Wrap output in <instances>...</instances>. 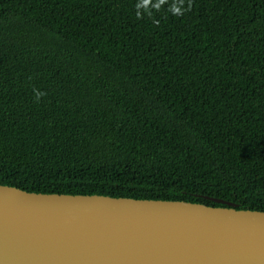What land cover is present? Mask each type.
<instances>
[{"label":"trees","instance_id":"16d2710c","mask_svg":"<svg viewBox=\"0 0 264 264\" xmlns=\"http://www.w3.org/2000/svg\"><path fill=\"white\" fill-rule=\"evenodd\" d=\"M0 184L264 211V0H0Z\"/></svg>","mask_w":264,"mask_h":264},{"label":"water","instance_id":"95a60500","mask_svg":"<svg viewBox=\"0 0 264 264\" xmlns=\"http://www.w3.org/2000/svg\"><path fill=\"white\" fill-rule=\"evenodd\" d=\"M0 184V264H264V211Z\"/></svg>","mask_w":264,"mask_h":264},{"label":"clouds","instance_id":"9594fccd","mask_svg":"<svg viewBox=\"0 0 264 264\" xmlns=\"http://www.w3.org/2000/svg\"><path fill=\"white\" fill-rule=\"evenodd\" d=\"M34 95H35L36 100H39L45 94L43 92H40L39 90L34 89Z\"/></svg>","mask_w":264,"mask_h":264}]
</instances>
